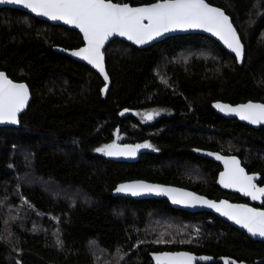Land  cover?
Returning a JSON list of instances; mask_svg holds the SVG:
<instances>
[{
	"label": "trees",
	"instance_id": "1",
	"mask_svg": "<svg viewBox=\"0 0 264 264\" xmlns=\"http://www.w3.org/2000/svg\"><path fill=\"white\" fill-rule=\"evenodd\" d=\"M206 1L230 16L243 44L241 64L203 33L144 47L112 38L104 47L103 93L95 71L52 49L81 44L76 30L0 7V69L30 92L18 126L0 125V264H152L148 251L180 248L264 264L263 241L211 212L110 193L119 180L143 178L246 201L221 189L213 181L219 164L190 147L234 153L264 184V126L210 106L214 99L264 101V0ZM154 108L164 112L153 121L135 115ZM114 135L152 147L131 162L95 151ZM176 223L179 230L161 234Z\"/></svg>",
	"mask_w": 264,
	"mask_h": 264
},
{
	"label": "snow or ice",
	"instance_id": "2",
	"mask_svg": "<svg viewBox=\"0 0 264 264\" xmlns=\"http://www.w3.org/2000/svg\"><path fill=\"white\" fill-rule=\"evenodd\" d=\"M0 3L22 5L32 13L54 21L61 20L79 28L83 33L85 46L72 51L71 55L82 58L99 70L105 80L102 93L109 87L102 49L106 41L114 35L126 37L137 45H143L176 29H203L222 40L235 53L238 60L243 56V46L230 18L223 10L210 5L206 0H156L154 3L137 7L127 3H113L112 0H0ZM28 100L27 85L13 82L5 73L0 72V123L17 124L18 114L25 108ZM215 107L225 113H234L241 120L252 124L264 123V103L249 102L236 107L216 103ZM157 115L159 112H146L143 119L152 120ZM151 147L152 145L147 142L121 146L113 141L95 151L110 157H131L137 154L138 149ZM216 159L224 158L216 155ZM224 165L225 171L220 173V184L225 188H235L253 201L264 197V187L257 186L255 182L257 177L248 175L239 160L235 157L224 159ZM115 191L130 192L134 196L155 192L168 195L176 204L189 207L203 205L215 209L253 236L264 238V210L248 205L230 204L224 200L217 203L191 192L144 182L121 184ZM157 242L165 243L164 240ZM196 259L188 253L155 256L157 264H193ZM199 259L212 258L202 256ZM225 264L235 262L225 260Z\"/></svg>",
	"mask_w": 264,
	"mask_h": 264
},
{
	"label": "water",
	"instance_id": "3",
	"mask_svg": "<svg viewBox=\"0 0 264 264\" xmlns=\"http://www.w3.org/2000/svg\"><path fill=\"white\" fill-rule=\"evenodd\" d=\"M112 2L113 3H127L130 6L137 7V6H143V5L154 3V2H156V0L150 1V2H147V3H137V4H131V3L127 2V1L119 2V1L112 0ZM206 2L209 3L210 5L214 6V7H218L221 10H223L222 7H220V6L216 5V4L210 3L208 1H206ZM3 6L17 8V9H20V10H23V11H26V12L30 13L31 15H33L34 17H36L38 19H42V20L48 21V22H50L52 24H60V25H63L65 27H67V28L76 30L79 33V35L81 36V41H82L81 44H79L77 46H74V47H63V46H60V45H52V49L54 51H56V52H59L61 54L66 55V56H68V57H70V58H72L74 60L80 61V62L84 63L85 65H87L88 67H90L93 71H95L100 76V78L103 81V85L101 86V89L104 88L105 80H104L103 75L99 72V70L96 69L94 66L90 65L87 61L83 60L82 58L71 55L72 51L78 50V49H80V48L85 46L83 33L80 31L79 28H76L74 25L66 24V23H64V21H61V20H55L54 21V20H50L48 17H44V16L37 15L35 13H32L29 9L24 8L22 5H16V4H11V3H0V7H3ZM225 14L230 18V16L226 12H225ZM230 21H231V18H230ZM145 23H147V21H145ZM231 23H232V21H231ZM232 25H233V23H232ZM233 27L235 28L234 25H233ZM235 30H236V28H235ZM184 33H203L205 35L210 36L215 41H217L221 45L222 48H224L228 53H230V54H232L234 56L235 61H236L237 64H241L243 56L238 60L236 55H235V53L233 51H231L223 43L222 40H220L217 36H214L212 33L207 32V31H205L203 29H176V30L170 31L168 33H165L161 37H157V38H155V39H153V40H151L148 43L143 44V45H137L133 41H129L126 37H121V36H118V35H114V36L110 37L108 39V41H106L105 45L112 38H118V39H121V40H123V41H125V42H127V43H129L131 45H134L136 47H144V46L150 45L151 43H153L155 41H158V40H160V39H162V38H164L166 36L175 35V34H184ZM236 33H237V35L239 37V34H238L237 30H236ZM240 42H241V40H240ZM241 44H242V42H241ZM242 46H243V44H242ZM102 51L104 53V48L102 49ZM243 53H244V49H243ZM104 66H105V63H104ZM105 71H106V69H105ZM0 72L5 73L1 69H0ZM7 77L9 79H11L13 82L26 84L25 81H23V80H15V79L10 78L9 76H7ZM108 85H109V80H108ZM29 100H30V92H29ZM29 100H28V102H29ZM249 102H252V103H264V101L252 100V99H247V100L239 101V102H228V101H224V100H220V99H214V100L210 101V106L216 113L220 114L223 117L236 118L238 121H240L242 123H245L247 125H250L252 127H257L259 125L260 126H264V123L252 124L249 121L241 120L240 117L238 115L234 114V113H225V112H222L218 108L215 107L216 103H222V104L230 105L232 107H236L237 105L246 104V103H249ZM26 106H25V108H26ZM25 108L20 113H22L25 110ZM147 112H150V111H147ZM20 113L18 114V121H19ZM18 124H19V122L17 124L0 123V125H8V126H18ZM113 141H115L117 144H119L121 146H123V145H136L135 143H131V142H127V141H118V140H116L115 135L113 136V140L111 142L107 143V144H111ZM143 149L144 148L138 149L137 150V154L135 156H131V157H128V156H112V157H110V156H106L104 154L103 155H104V157H106L108 159H111V160H114V161L131 162V161H134V160H136L138 158V155L140 154V152ZM189 150L191 152H193L194 154L198 155V156L208 158V159L218 163L219 164V169L217 170L216 175H215V183L223 190L230 191V192H236L238 194V196H240L241 198H245L246 201H242V200L234 201V200H230V199H228L226 197L212 198V197H208V196H206V195H204L202 193L196 192V191H194V190H192L190 188L184 187V186H180V185H176V184H172V183L152 181V180H147V179H143V178H131V179H123V180L117 181L113 185V187L111 188V191H110L111 195H119V196H124V197H131V198H134V199H140V198H164V199L167 200V202L172 207H175V208H180V209H184V210H187V211H200V210L208 211V212L213 213L217 217L223 219L224 221H226L227 223H229L230 225H232L236 229H238L240 231H243L249 238L255 239V240H260V241L264 242V238L259 237L258 235L257 236H253L251 233H249L242 226L236 224L234 221L228 219L226 216H223L221 213L215 211V209L208 208V207L203 206V205H197V206H194V207H189V206H186V205H183V204H176V203L172 202V200L169 198L168 195L157 194L155 192H152V193H141L140 195H135L134 196L130 192H117V191H115V189L121 184L144 182V183L151 184V185H158V186H162V187H170V188H174V189L181 190V191L191 192V193H194V194H196L198 196H202V197H204V198H206L208 200H211V201H214V202H217V203H219L221 200H224V201H227L230 204L248 205V206L253 207V208L264 210V208L262 207V201H263L264 197H262L261 199L253 201L250 197L244 195L242 192L236 190L235 188H225L222 184H220V182H219L220 173L225 171L224 159H230L232 157H235L237 160L240 161V158L236 154H234V153H222V152H220L218 150H215V149H207V148H202V147H190ZM209 153H211L212 155H209ZM216 155H219V156L223 157L224 159L218 160V159H216ZM240 165H241V167H243L245 169V172L248 175H255L257 177V179L255 181L257 186L264 187V184L258 182L259 179H260V174L257 171H247L246 168L241 164V161H240ZM174 253H188V254H191V255L195 256L197 259L195 261H193V264H225V260L234 261L235 264H245L242 261H238V260L230 258V257L213 256V255L205 254V253H195V252L190 251L188 249H182V248H180V249L150 250V251H148V256H149L152 264H157V262L155 260V256L156 255H158V254H174ZM202 256L203 257H211L212 259L211 260H201V259H199V257H202Z\"/></svg>",
	"mask_w": 264,
	"mask_h": 264
},
{
	"label": "rangeland",
	"instance_id": "4",
	"mask_svg": "<svg viewBox=\"0 0 264 264\" xmlns=\"http://www.w3.org/2000/svg\"><path fill=\"white\" fill-rule=\"evenodd\" d=\"M146 110V109H145ZM153 110V112H159V114H161V113H163L164 112V110L162 109V108H154V109H152ZM135 115L137 116V117H141V115L139 114V113H135ZM144 122V121H143ZM179 230L180 228L177 226V223L176 224H174L173 226H169L168 228H167V230H164L161 234H173V232H174V230Z\"/></svg>",
	"mask_w": 264,
	"mask_h": 264
},
{
	"label": "flooded vegetation",
	"instance_id": "5",
	"mask_svg": "<svg viewBox=\"0 0 264 264\" xmlns=\"http://www.w3.org/2000/svg\"><path fill=\"white\" fill-rule=\"evenodd\" d=\"M147 111H150V112H153V110L152 109H146V110H143V111H141L139 114L141 115V117H137V118H139V120L140 121H145L144 119H143V114L145 113V112H147ZM128 112H130V111H128V110H124V113H128ZM134 112V111H133ZM156 117H158V115L157 116H155L152 120H146V121H153ZM219 169V167L216 169V172H217V170ZM216 172H215V175H216ZM215 175H214V177H213V181L215 182ZM160 182V181H159ZM179 185V184H178ZM180 186H184V185H180ZM185 187V186H184Z\"/></svg>",
	"mask_w": 264,
	"mask_h": 264
}]
</instances>
